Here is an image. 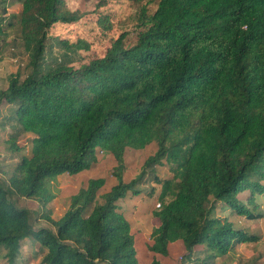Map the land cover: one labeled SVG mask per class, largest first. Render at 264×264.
Instances as JSON below:
<instances>
[{
    "label": "trees",
    "instance_id": "obj_1",
    "mask_svg": "<svg viewBox=\"0 0 264 264\" xmlns=\"http://www.w3.org/2000/svg\"><path fill=\"white\" fill-rule=\"evenodd\" d=\"M16 2L20 15L8 14ZM148 2L155 7L142 8L133 42L123 31L103 55L76 66L74 54L90 42L50 35L55 24L80 20L68 0H0V52L17 26L26 59L0 88V111L9 105L14 119L7 141L21 150V135H33L30 153L8 182L0 179V252L10 264L29 242L41 264H174V244L176 264H215L261 239L232 216L264 218V0ZM99 23L111 28L105 16ZM51 39L62 56H53ZM153 142L154 153L126 181L127 148ZM98 150L114 156L117 182L101 192L106 178L88 179L62 217L43 214L52 227H35L29 208L10 198L46 206L55 198L47 178L90 168ZM164 160L172 173L161 179ZM151 180L161 183L162 203L142 259L140 233L118 201Z\"/></svg>",
    "mask_w": 264,
    "mask_h": 264
},
{
    "label": "rangeland",
    "instance_id": "obj_2",
    "mask_svg": "<svg viewBox=\"0 0 264 264\" xmlns=\"http://www.w3.org/2000/svg\"><path fill=\"white\" fill-rule=\"evenodd\" d=\"M68 7L71 10L78 11L82 16L79 21L65 24H55L50 32L51 36H57L63 39L75 41L77 38H83L90 42V49H81L74 54L76 60L74 64L78 66L81 62H88L97 55H103L106 48L111 45L113 39L117 38L123 31L129 32L126 43L133 42L136 38V23L139 22L141 10L146 6L149 12L153 11L155 5L149 3L148 0H68ZM22 9L21 2H16L9 6L8 14L12 13L20 15ZM105 16L108 19L111 28H105L99 23V18ZM8 45L0 52V88L7 85V77L10 73L18 70L19 64L25 65V56L22 54L20 47L16 46L14 36L17 35V26L9 27ZM14 40V41H13ZM52 54L60 57L64 53V49L59 46L55 39L50 42ZM0 114L5 115L8 119H3L5 126L0 125V179L8 182L9 174L12 172L15 164L21 155L29 154L31 151V133H24L19 138L17 145L21 150H14L7 141L12 133L11 124L14 122L11 107L7 104L3 105ZM5 117V118H6ZM2 120L0 119V124ZM157 148L155 142L149 144L142 149L127 148L125 152V171L124 179L126 181L138 175L142 169L143 163L148 155L154 153ZM162 165L157 166V175L161 178L171 176V170L168 162L163 161ZM116 160L108 151L98 150L97 159L92 163L90 168L83 169L78 173L64 172L54 177H48L47 183L51 186L55 193V198L46 206L31 198H26L13 193L10 198L19 207H27L31 213V219L35 227L51 226L52 223L43 217V214H49L54 219H59L64 215L71 203V196L77 193L80 188L84 187L88 179L103 176L106 178V184L101 192L107 191L117 182L114 174ZM143 191L129 193L126 198L118 201L120 209L124 212L134 229L138 230L140 236L138 238L139 255L142 259L148 258L147 244L157 219L153 217V211L160 206L162 199L159 197L161 192V183L154 181H144L139 185ZM152 188V189H151ZM152 190L150 193L148 191ZM246 195L241 197L246 200ZM261 210L264 211V197L258 196ZM230 207L223 210L224 215L230 213ZM236 226L247 227L250 231L258 234L261 239L257 242H247L236 248L230 255L220 256L212 262L215 264H264V218L260 220H248L238 217ZM31 243L23 249L21 254L15 259L13 264H41L39 256H35L30 251ZM171 257L180 258L179 245L174 244L171 249ZM0 252V264H10ZM168 258H165L167 260ZM170 260V259H168ZM177 261H173L174 264ZM186 264H196L194 262H186Z\"/></svg>",
    "mask_w": 264,
    "mask_h": 264
}]
</instances>
